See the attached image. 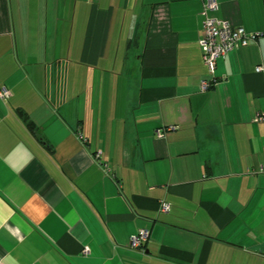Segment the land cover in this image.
Returning <instances> with one entry per match:
<instances>
[{
	"label": "crops",
	"instance_id": "crops-1",
	"mask_svg": "<svg viewBox=\"0 0 264 264\" xmlns=\"http://www.w3.org/2000/svg\"><path fill=\"white\" fill-rule=\"evenodd\" d=\"M206 1L0 0V264H264V37L202 90Z\"/></svg>",
	"mask_w": 264,
	"mask_h": 264
},
{
	"label": "built area",
	"instance_id": "built-area-1",
	"mask_svg": "<svg viewBox=\"0 0 264 264\" xmlns=\"http://www.w3.org/2000/svg\"><path fill=\"white\" fill-rule=\"evenodd\" d=\"M218 3L216 0H207L203 6V19L202 31L203 35L198 40V45L201 50L203 62L210 75L208 79L201 81L200 86L202 90L208 89L211 85L215 84L217 78L215 76L216 62L219 58L225 57L229 52L245 47L251 42H256L258 39L264 37V31H247L243 27H234L227 20L216 19L208 15V11L216 9ZM264 67L257 66L255 70L260 72ZM10 95L9 90L2 86L0 87V98L6 100ZM264 119V117H259ZM175 126L170 125L163 129H157L156 135L163 136L164 130H172ZM80 137V135H79ZM94 157L101 164L103 169L107 170V165L101 162L100 151L94 153ZM170 208L168 202H161L159 210L166 212ZM149 238V230L145 228L138 229L134 234L129 237L128 246L131 249H141ZM82 252L87 254L88 249L83 248Z\"/></svg>",
	"mask_w": 264,
	"mask_h": 264
}]
</instances>
